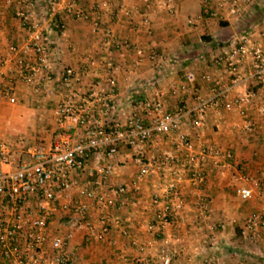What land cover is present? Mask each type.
Masks as SVG:
<instances>
[{"label": "built area", "instance_id": "1", "mask_svg": "<svg viewBox=\"0 0 264 264\" xmlns=\"http://www.w3.org/2000/svg\"><path fill=\"white\" fill-rule=\"evenodd\" d=\"M164 4L175 11L174 0ZM34 5V0H24V7L16 13L27 38L22 46L8 45L0 57V98L10 104L17 102L15 80L30 86L37 95L58 93L54 114L59 132L49 147L35 142L13 157V147L0 139L1 255L11 264H74L65 250L71 232L83 231L85 242L103 241L111 222L130 238L132 246L142 250L137 228L125 225L112 213L136 208L143 187L148 185L152 217L146 228L160 244L154 255L138 258L134 264H172L175 253L170 245L180 239L177 235L163 236V227L184 218L189 199L194 202L192 218H205L209 207L202 191L209 169L220 176L229 175L235 192L244 200L251 198L258 186L256 179L231 161L228 148L195 143L185 128L204 127L209 112L220 107L238 113L240 121L235 129L256 131L257 123L248 111L256 94L251 88L243 92L237 88L248 79L264 81V46L243 35L215 54L212 63L216 74L202 75L211 82L206 94L194 89L196 76L187 72L184 81L171 85L170 93L189 95L190 101L181 100L174 108L166 107L157 88L150 89L146 99L125 104L117 91L119 65L113 52L131 48L130 43L106 30L101 36L106 53L102 62L91 56L82 70L67 65L57 77L51 61L54 41L36 16ZM66 9L82 20L99 12V7L92 12ZM202 12L218 17L207 1ZM148 20L144 18L145 23ZM92 21V31L97 33L98 21ZM261 35L264 37V32ZM133 49L140 61L143 50ZM246 59H250L252 69L245 75L241 68ZM98 66H102L104 76L82 86L83 74L89 75ZM257 112L264 114V96ZM23 151L27 160L13 170L5 169ZM123 166H132L134 174L129 181L114 184L113 177ZM263 227L261 198L260 208L245 219L244 229L249 239H256Z\"/></svg>", "mask_w": 264, "mask_h": 264}, {"label": "crops", "instance_id": "2", "mask_svg": "<svg viewBox=\"0 0 264 264\" xmlns=\"http://www.w3.org/2000/svg\"><path fill=\"white\" fill-rule=\"evenodd\" d=\"M164 1L34 0L36 16L42 19L54 41L51 61L55 75L58 77L59 71L67 65L82 70L91 56L102 62L106 53L101 36L110 30L117 39L131 45L127 50L113 52L119 65L117 91L124 103L144 100L150 89L157 88L170 109L181 100L190 101L189 95H172L171 85L184 81L185 74L192 71L196 76L194 89L206 94L211 82L205 81L202 75L216 74L213 56L224 52L239 37L248 36L264 46L261 35L264 32V0H174V12L168 10ZM205 1L218 17L202 12ZM21 7H24V0H11L10 3L0 0V57L6 53L8 45L22 46L27 38L26 30L16 17ZM67 7L85 12L99 7V12L92 14L89 20H82L67 13ZM233 10L238 13L234 14ZM144 18L149 19L148 23ZM93 19L98 21L97 33L92 31ZM58 25L63 29L61 34L54 29ZM135 46L143 50L140 61L134 52ZM241 69L245 75L250 73V59L244 61ZM100 76H104L102 66L89 75L83 74L81 85ZM13 85L17 102L10 104L0 98V139L13 147L12 157L35 142L45 147L53 144L59 132L54 108L60 98L58 93L37 95L30 86L18 80L13 81ZM250 88L256 94L248 106L257 123L255 132L235 129L240 121L238 113L235 110L226 112L220 107L209 112L204 127L185 129L195 143L228 148L232 152L231 161L256 179L258 186L253 188L254 195L244 200L235 192V182L229 175L220 176L209 169L202 191L209 207L205 218H192L194 202L189 199L184 218L163 227V236L177 235L180 239L170 245L175 253L172 264H264V227L256 239H249L244 229L245 219L260 208V199L264 198V114L257 112L264 96V81L248 79L237 91ZM23 155L27 154L23 151L5 169H15L24 161ZM133 174L132 166H123L112 181L114 184L129 181ZM79 181L84 182L83 179ZM140 195L136 208L119 209L112 214L120 217L125 225L137 228L136 235L144 249L132 246L130 238L112 222L103 241L85 242L83 231L74 229L65 249L74 264H134L138 258L155 254L160 242L154 241L153 234L146 228L152 217L148 185ZM53 220L57 221V217L53 216ZM0 264L11 263L1 255Z\"/></svg>", "mask_w": 264, "mask_h": 264}, {"label": "trees", "instance_id": "3", "mask_svg": "<svg viewBox=\"0 0 264 264\" xmlns=\"http://www.w3.org/2000/svg\"><path fill=\"white\" fill-rule=\"evenodd\" d=\"M58 24H59V23H58ZM54 29H55L56 31L58 30V32H59V30H60V29H59V25H58V26H55ZM209 39H210V38L207 37V40H209Z\"/></svg>", "mask_w": 264, "mask_h": 264}, {"label": "rangeland", "instance_id": "4", "mask_svg": "<svg viewBox=\"0 0 264 264\" xmlns=\"http://www.w3.org/2000/svg\"><path fill=\"white\" fill-rule=\"evenodd\" d=\"M27 157H28L27 155H23L22 158H23L24 161H26ZM2 257H3V256H2ZM0 258H1V254H0Z\"/></svg>", "mask_w": 264, "mask_h": 264}]
</instances>
